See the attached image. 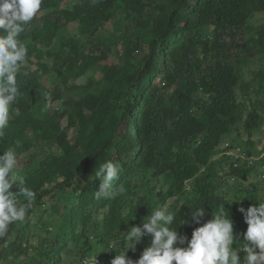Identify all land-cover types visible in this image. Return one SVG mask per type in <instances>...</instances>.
<instances>
[{"label":"trees","instance_id":"trees-1","mask_svg":"<svg viewBox=\"0 0 264 264\" xmlns=\"http://www.w3.org/2000/svg\"><path fill=\"white\" fill-rule=\"evenodd\" d=\"M258 14L262 18L252 22ZM114 17V30H106ZM73 20L87 32V42L65 37L59 21L51 20L44 21L41 32L31 27L19 37L28 59L45 66L48 84L58 96L68 92L78 105L63 132L51 128L46 137L48 152L55 155L42 167L58 183L52 186L48 177L34 175L26 185L38 201L28 215L47 202L46 196L52 205L44 215L57 219L37 224V234L21 224L10 225L0 237V264L27 258L61 264L67 252L73 259L89 256L124 232L120 223L164 196H155L153 187L147 190L145 181L160 183L173 199L175 214L181 209L190 220V211L204 208L200 223L195 221L198 226L221 205L230 216L235 211L215 198L212 186L189 197L183 187L212 162L211 181L225 184L228 191L227 165L218 171L213 159L229 146H243L252 154L249 136L257 117L248 113L249 76L255 75L256 93H261L264 66L257 72L252 67L253 55L264 53V0H101L80 8ZM96 67L97 76H88L79 93L73 87L78 72ZM9 126L0 135V152L26 148V128L17 122ZM60 134L68 135L63 148L51 143ZM108 160L118 162L121 173L111 195L98 200L95 171ZM176 229L184 238L190 228Z\"/></svg>","mask_w":264,"mask_h":264},{"label":"clouds","instance_id":"clouds-1","mask_svg":"<svg viewBox=\"0 0 264 264\" xmlns=\"http://www.w3.org/2000/svg\"><path fill=\"white\" fill-rule=\"evenodd\" d=\"M99 2L101 0H0V135L11 123L17 122L26 128L24 137L29 140L24 144V149L17 151L8 147L0 152V237L8 232L10 225L16 223L37 234L34 229L37 224L42 221L53 223L57 219H50V214L44 215L46 211H43L52 205V200L46 196L43 198V201H47L46 205H36L35 211H30L28 215L36 193L26 185L34 175L41 179L48 177L52 180V186L58 183L56 176L42 167V162L53 161L55 155L48 152L46 137L51 128L62 133L63 124H68L78 105L68 92L58 96L52 85L48 84L45 66L35 58L28 59L26 44L19 37L31 27L41 32L45 27L44 21L51 20L55 23L59 21L60 31L65 33V37L87 42V32L73 17L80 8ZM257 16L262 18L258 14L252 22L259 19ZM117 20L114 17L106 30L113 31V23ZM71 26H74V30L68 32ZM256 36L253 35L255 42ZM253 57L260 66H264V53H257ZM255 68L257 72L263 67L254 64L252 69ZM85 71L78 72L80 75L83 73V77L79 78L77 74V81H73V87H78L79 93L84 92L81 86L87 85L88 76H97L98 72L97 67ZM250 76L253 79L249 80L252 87L248 113L257 117L249 136L252 154L243 146H229L213 159L218 164V171H222V165H227L226 174L231 186L228 191L225 184L211 181L212 162L203 166L183 187V194L189 197L195 191L212 186L216 199L221 198L233 206L235 211L231 216L221 205L212 213L210 220L198 226L205 215L204 208L195 207V211H190V220L181 209L175 214L173 199L167 198L160 183L145 181L147 190L155 189V196L164 195L158 196V203L147 205L148 210L120 223L124 232L107 240L103 247H98L89 256L73 259L67 252L63 254L61 264H109L113 255L115 257L111 264H264V90L257 94L258 82L254 74ZM34 95L36 98L32 99ZM58 137L53 138L51 143L63 148L69 141L68 135L60 134ZM194 166L192 164L190 168ZM120 173L118 162L108 160L99 166L95 171V177L100 181L96 199L111 195L113 183L119 179ZM23 197L27 203L20 205L18 202L24 203ZM185 225L190 229L183 234L188 236L192 231L190 238H181L176 229H184ZM92 240L95 239L91 237ZM140 251L141 255L134 261L133 258ZM27 259L8 264H40Z\"/></svg>","mask_w":264,"mask_h":264},{"label":"rangeland","instance_id":"rangeland-1","mask_svg":"<svg viewBox=\"0 0 264 264\" xmlns=\"http://www.w3.org/2000/svg\"><path fill=\"white\" fill-rule=\"evenodd\" d=\"M258 17V16H257ZM259 19H261L260 17H258ZM259 24V23H258ZM73 27L74 26H71L70 27V29L71 30H69L68 32H70V31H73L74 29H73ZM124 49H125V47L122 45V46H120V51L123 53V51H124ZM254 64L255 65H257V67H260V68H262L260 65H259V63H258V61H257V59H255L254 58ZM254 68V67H253ZM255 71L257 70L256 68L254 69ZM97 71L99 72V69L97 68ZM253 76V75H252ZM253 78H251V76L249 77V80H252ZM64 141V139L62 140V142Z\"/></svg>","mask_w":264,"mask_h":264}]
</instances>
